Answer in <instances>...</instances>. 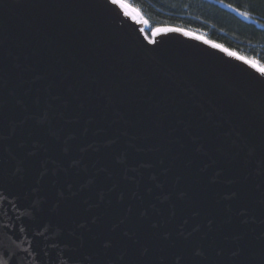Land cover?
Wrapping results in <instances>:
<instances>
[{
  "label": "water",
  "instance_id": "obj_1",
  "mask_svg": "<svg viewBox=\"0 0 264 264\" xmlns=\"http://www.w3.org/2000/svg\"><path fill=\"white\" fill-rule=\"evenodd\" d=\"M120 3L0 0V264H264V71Z\"/></svg>",
  "mask_w": 264,
  "mask_h": 264
},
{
  "label": "trees",
  "instance_id": "obj_2",
  "mask_svg": "<svg viewBox=\"0 0 264 264\" xmlns=\"http://www.w3.org/2000/svg\"><path fill=\"white\" fill-rule=\"evenodd\" d=\"M151 28L178 27L264 67V0H123Z\"/></svg>",
  "mask_w": 264,
  "mask_h": 264
},
{
  "label": "rangeland",
  "instance_id": "obj_3",
  "mask_svg": "<svg viewBox=\"0 0 264 264\" xmlns=\"http://www.w3.org/2000/svg\"><path fill=\"white\" fill-rule=\"evenodd\" d=\"M121 1H123V0H121ZM123 2H125V3H127L129 6H131L132 8H134L137 12H138V14H139V16L141 17V18H144V16L142 15V13H141V11L139 10V9H137L136 7H133L130 3H128L127 1H123ZM145 19V18H144ZM149 27H151V26H149ZM202 37H204L205 39H206V37L203 35V34H200ZM248 59V58H247ZM249 61H252V62H254V63H256L259 67H261L262 69H264V67L263 66H261L257 61H255V60H253V59H248Z\"/></svg>",
  "mask_w": 264,
  "mask_h": 264
},
{
  "label": "snow or ice",
  "instance_id": "obj_4",
  "mask_svg": "<svg viewBox=\"0 0 264 264\" xmlns=\"http://www.w3.org/2000/svg\"><path fill=\"white\" fill-rule=\"evenodd\" d=\"M111 2H112L113 4H117V3H120V0H111ZM120 7H121V8H124L125 5L122 4V3H120ZM157 31H159V29H158Z\"/></svg>",
  "mask_w": 264,
  "mask_h": 264
},
{
  "label": "bare ground",
  "instance_id": "obj_5",
  "mask_svg": "<svg viewBox=\"0 0 264 264\" xmlns=\"http://www.w3.org/2000/svg\"><path fill=\"white\" fill-rule=\"evenodd\" d=\"M125 3V2H124ZM126 5H128L127 3H125ZM129 6V5H128ZM134 9V8H133ZM135 10V9H134ZM136 11V10H135ZM137 12V11H136ZM138 13V12H137ZM251 64H253L254 66L262 69L261 67H259L256 63L252 62V61H249ZM264 71V69H262Z\"/></svg>",
  "mask_w": 264,
  "mask_h": 264
}]
</instances>
